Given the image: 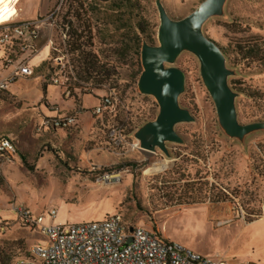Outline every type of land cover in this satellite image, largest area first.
<instances>
[{"label": "rangeland", "instance_id": "obj_1", "mask_svg": "<svg viewBox=\"0 0 264 264\" xmlns=\"http://www.w3.org/2000/svg\"><path fill=\"white\" fill-rule=\"evenodd\" d=\"M204 1L21 0L19 21L59 11L54 27L44 26L40 33L41 45L50 49L47 61L38 67L30 62L33 74L0 97V136L13 138L28 164L15 159L0 165V264H16L35 243L49 245L19 224V209L43 214L50 224L119 214L129 227L159 232L206 256L221 254L226 264H264V127L242 136L226 132L194 53L185 50L166 65L186 74L179 104L194 121L175 127L182 142H167L168 153L160 148L151 153L140 149L136 137L160 113L156 97L139 87L142 47L160 45L159 5L177 21ZM203 32L225 55L239 123L264 125V59L253 62L245 54L255 44L264 50V0H226ZM5 53L0 45L1 75ZM58 58L65 67H58ZM85 59L98 68L91 65L90 75L84 72ZM103 98L113 105L98 119L94 105ZM44 109L85 115L70 132L38 131L49 116L38 114ZM114 128L126 133L120 149L110 139ZM129 162L136 166L106 171ZM173 170L177 173L166 175ZM187 189L202 190L209 201L185 204L179 196ZM222 192L229 199L216 202ZM50 210L57 211V219L49 217Z\"/></svg>", "mask_w": 264, "mask_h": 264}, {"label": "built area", "instance_id": "obj_2", "mask_svg": "<svg viewBox=\"0 0 264 264\" xmlns=\"http://www.w3.org/2000/svg\"><path fill=\"white\" fill-rule=\"evenodd\" d=\"M58 11L43 19L30 21H19L16 15L11 21L0 24V45L9 47L13 41H19L18 46L25 54L18 56L8 50L2 66L7 74L0 79V94L7 92L17 80L33 74L30 60L39 51L41 29L47 25L54 27ZM49 44L53 45L52 40ZM56 64L65 67L62 58H58ZM55 83L59 84V80L56 79ZM112 105L110 98H103L102 103L95 108V114L102 116ZM74 122V117L67 120V124ZM49 125L50 121L44 120L38 126V131H44ZM110 139L115 148L124 146V129L114 128ZM15 159H19L17 145L10 138H1L0 165L4 162L13 163ZM18 211L19 216L31 224L35 232L49 241V245L33 244L28 254L20 257L16 264H226L221 254L202 255L179 242L166 239L159 232L138 226L129 227L119 214L95 222L50 224L43 214H33L29 209ZM57 216L56 210H50L49 217L52 220L57 219ZM4 230L5 227H2Z\"/></svg>", "mask_w": 264, "mask_h": 264}, {"label": "water", "instance_id": "obj_3", "mask_svg": "<svg viewBox=\"0 0 264 264\" xmlns=\"http://www.w3.org/2000/svg\"><path fill=\"white\" fill-rule=\"evenodd\" d=\"M225 2L205 0L193 13L177 21L171 19L165 8L159 5L160 45H143L144 71L139 87L143 94L156 97L160 113L155 121L146 124L136 134L142 151L156 153L160 148L168 153L167 142H182L175 127L179 123L194 121L190 112L179 104V96L185 89V72L166 66L174 63L185 50L199 58L202 77L216 103L221 125L229 135L242 136L264 127L261 124L239 123L235 102L237 95L229 84L230 72L226 67L225 55L220 46L203 32L204 23L219 14Z\"/></svg>", "mask_w": 264, "mask_h": 264}, {"label": "trees", "instance_id": "obj_4", "mask_svg": "<svg viewBox=\"0 0 264 264\" xmlns=\"http://www.w3.org/2000/svg\"><path fill=\"white\" fill-rule=\"evenodd\" d=\"M142 33L145 36V39L147 41L152 42V38L151 37H149L145 32H142ZM19 43H20L19 41H13L12 45L9 46V47L3 46L6 49L5 55H8V50H11L12 52H15V54L18 55V56H24L25 54L23 52H21L20 47L18 46ZM263 45H264V42H263ZM245 54L247 55L246 58L251 60V61H253V62L261 61V60L264 59V55H263L264 54V50H263V47H262L261 44L252 45L245 52ZM84 62H87V60L85 59ZM87 65H88V68L84 69V72L87 75L91 74V71H90L91 69H93V68H94V70L98 69L97 67H95L94 63L90 64V63L87 62L86 66ZM91 65L93 66V68L91 67ZM32 69L34 71V68H32ZM43 91H44L45 94H47V89L45 87L43 88ZM9 95H10L9 92L7 91V92H3L2 94H0V97L9 96ZM102 100H100L99 105L102 103ZM108 110H110V109H108ZM48 111L50 113H53L54 115L45 116L43 118L42 122L44 120H49L50 121V125L47 126V128H45L44 132H58V131H60V132L66 133V132H70V131H72L74 129H78L79 128V125H80V118H79L80 113H71L70 114V113H62V112L60 113V112L50 111V110H48ZM105 113L102 116H98V115L95 114V109L93 111V115L97 116L98 119L102 118L105 115ZM71 117L75 118V122L73 124H67V120L69 118H71ZM57 122H59L60 125H56ZM125 137H126V133H125ZM1 138H10V139L13 140V138H11L10 136H7V135H2V136H0V139ZM108 144L111 145L110 142ZM122 147H120V148H122ZM120 148H116V149H120ZM19 159H21L23 161V163L28 165L27 162H26L25 154H23L21 151H19ZM135 166H136L135 162L123 163V164H119V165L113 167L112 169H109V170H106V171L109 172V173H112L113 171H121L122 169L127 168V167L134 168ZM176 173L177 172L173 170V171L167 172L166 175L168 176V175H172V174H176ZM194 191H196V192L198 191V193L194 195ZM177 192H178V189H176V191L170 192V195H172L174 197L175 195H177ZM206 194H204L202 192V190L187 189L183 194H181V196H179L180 197L179 200H183V202L185 204H194L195 201H199V200L203 201V202H206V201H209V196L206 195ZM227 199H229V195H227L226 193L222 192L220 194V196H218V199H217L216 202H225ZM197 203H199V202H197ZM16 216H17V220H18L20 225L24 226L26 229H29L31 231V233L35 232L34 231V227L31 224H27L25 222V220L21 216H19L18 212L16 213ZM254 221L255 220H249V222H254Z\"/></svg>", "mask_w": 264, "mask_h": 264}, {"label": "crops", "instance_id": "obj_5", "mask_svg": "<svg viewBox=\"0 0 264 264\" xmlns=\"http://www.w3.org/2000/svg\"><path fill=\"white\" fill-rule=\"evenodd\" d=\"M41 38L39 39V45H40V51H41V53H40V55H39V57L37 58H32L31 60H30V62H31V64H34L35 66H41V65H43L46 61H47V59H48V56H49V53H50V49H49V47L48 46H46V45H41ZM31 66V65H30ZM33 67V66H32ZM6 74H7V72H4L3 71V69H2V75L0 74V79H2L4 76H6ZM22 79H27V78H22ZM47 89V88H46ZM49 91V89H47V92ZM10 94V93H9ZM96 100H98L99 102H100V100L99 99H96ZM84 103H85V100H84ZM99 104L98 103H96L94 106L95 107H97ZM38 114H40V115H45V114H47V115H54L53 113H50L49 111H48V109H44V110H41V111H39L38 112ZM85 115V113H80V116H79V118H80V123L82 124V121H83V116ZM87 115V114H86ZM87 117H88V115H87ZM89 118V117H88ZM199 253V252H198ZM203 255V254H202ZM225 258H224V262H225Z\"/></svg>", "mask_w": 264, "mask_h": 264}, {"label": "bare ground", "instance_id": "obj_6", "mask_svg": "<svg viewBox=\"0 0 264 264\" xmlns=\"http://www.w3.org/2000/svg\"><path fill=\"white\" fill-rule=\"evenodd\" d=\"M21 0H0V24L11 21L18 16V4ZM152 169L145 171V174L151 173ZM154 171H157L155 169Z\"/></svg>", "mask_w": 264, "mask_h": 264}]
</instances>
